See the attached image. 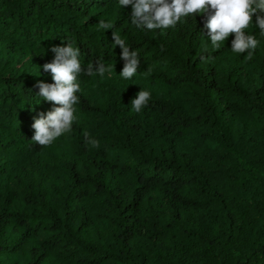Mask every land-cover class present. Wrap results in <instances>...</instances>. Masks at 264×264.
I'll list each match as a JSON object with an SVG mask.
<instances>
[{"label":"trees","instance_id":"1","mask_svg":"<svg viewBox=\"0 0 264 264\" xmlns=\"http://www.w3.org/2000/svg\"><path fill=\"white\" fill-rule=\"evenodd\" d=\"M206 19L147 30L118 0H0V264H264V35L254 17L249 60L234 35L213 49ZM68 43L114 70L81 72L71 131L40 146L34 120L59 105L35 85Z\"/></svg>","mask_w":264,"mask_h":264},{"label":"clouds","instance_id":"2","mask_svg":"<svg viewBox=\"0 0 264 264\" xmlns=\"http://www.w3.org/2000/svg\"><path fill=\"white\" fill-rule=\"evenodd\" d=\"M124 7L132 5V24L137 28L156 30L174 28L183 18L189 15L207 14L205 28L210 37L213 49H219L221 44L230 36L231 49L234 53H247L246 59H251L259 45L255 35L247 32L253 23L264 35V0H118ZM99 29H111V22L101 19ZM114 44L122 49L121 59L125 62L121 77L125 80L136 75L139 68L138 52L131 50L121 38L119 33L113 32ZM54 60L44 65V71L50 72L54 83L40 82L35 87L39 94L48 102L59 105L46 114L41 113L34 120V136L32 141L40 146H49L62 135L69 133L76 120V105L80 101L77 95L80 92L78 78L82 71L88 76L98 74L101 78L105 74L111 75L114 68L112 64L97 62L89 64L85 70L82 68L79 57L80 50L68 43L67 46L53 47ZM151 69L145 75H148ZM151 93L140 90L131 100V107L139 112L148 103ZM85 138L92 147H98L99 142L84 133Z\"/></svg>","mask_w":264,"mask_h":264}]
</instances>
